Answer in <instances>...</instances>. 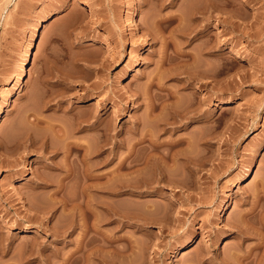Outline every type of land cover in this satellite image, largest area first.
I'll return each instance as SVG.
<instances>
[{"label": "rangeland", "instance_id": "rangeland-1", "mask_svg": "<svg viewBox=\"0 0 264 264\" xmlns=\"http://www.w3.org/2000/svg\"><path fill=\"white\" fill-rule=\"evenodd\" d=\"M192 1L0 0V264H264V0H229V23L214 20L212 37L204 31L186 43ZM206 40L226 41L222 57L202 55ZM169 62L194 77L209 70L206 86L181 83ZM160 74L163 90L148 89ZM146 91L164 107L156 99L151 110ZM199 102L203 115L193 118ZM171 110L190 120L170 124ZM152 127L163 144L156 162L185 176L184 190L126 187L128 150ZM105 131L114 137L102 152ZM135 147L140 157L151 149ZM175 149L198 158L196 170L184 154L168 160ZM152 162L140 176L152 180ZM237 222L251 236H238ZM237 254L249 255L241 262Z\"/></svg>", "mask_w": 264, "mask_h": 264}, {"label": "bare ground", "instance_id": "bare-ground-1", "mask_svg": "<svg viewBox=\"0 0 264 264\" xmlns=\"http://www.w3.org/2000/svg\"><path fill=\"white\" fill-rule=\"evenodd\" d=\"M172 1V0H171ZM195 1V2H194ZM194 1H192V2H194V4H193V9H191V10H193V15H194V24H193V29H190V32H188L187 34H186V38L187 39H185L186 40V43H187V40L188 41H192L193 39H194V37H196V34H198V33H202V32H204V31H206L207 32V35L210 37H212V35L211 34H213V31L210 29V26H211V24H212V22H214V20H217L219 23H221V24H226V22H228L229 23V21L227 20V17H222V16H225V15H227V13H229L228 12V5H230L229 4V0H194ZM191 2V3H192ZM174 3V2H173ZM171 4V3H170ZM190 4V3H189ZM191 5V4H190ZM190 5H189V7H190ZM89 9V8H88ZM62 11V9H57V10H55L54 11V14L56 13H59V12H61ZM178 15V14H177ZM192 15V16H193ZM182 16V15H181ZM181 16H174L173 18L174 19H180L179 17H181ZM229 17V16H228ZM191 18V17H190ZM156 19V18H155ZM155 19H153V21L155 20ZM173 19V20H174ZM184 19V18H183ZM156 21V20H155ZM182 21V20H181ZM158 22V21H157ZM186 22V21H185ZM156 23V22H155ZM181 23V22H180ZM184 23V22H183ZM151 24V23H150ZM231 24V23H230ZM155 25V24H154ZM183 26H184V24H182ZM187 25V24H186ZM179 27H181V26H179ZM182 28V27H181ZM191 28V27H190ZM192 30V31H191ZM225 32V31H224ZM224 32H222V33H224ZM182 33H183V31H182ZM183 35V34H182ZM156 36V35H155ZM155 36L153 37V40L155 39ZM181 36V35H180ZM165 38V37H164ZM170 39V38H169ZM172 39V38H171ZM212 39V38H211ZM209 40H210V38H209ZM207 41L206 40V43L204 42V46H202L201 48V51L200 52H203L202 53V55H211V54H213L214 52L213 51H216V52H219V56L218 57H222L221 55L223 54V52L221 51L220 52V50L222 49V46H223V44L225 45L226 44V41H221V42H215L214 41V43L213 42H211V41ZM217 40V39H216ZM224 40V39H223ZM166 41V40H165ZM165 41H164V43H165ZM172 41V40H171ZM174 41V40H173ZM168 42V40H167V42L165 43V45L166 46H169V45H167V44H172V45H174V47H175V49H177L176 48V46L178 47V45H177V43H174V42ZM225 42V43H224ZM164 43H163V45H164ZM164 45V46H165ZM180 45V44H179ZM180 50V49H179ZM198 50H200V49H197V51ZM182 51V50H181ZM180 51V52H181ZM175 52V54H176V58H179V56L180 55H182V53L180 54V52L178 51V50H176V51H174ZM191 52V51H190ZM161 53H165V52H161ZM186 53V52H185ZM195 54V53H194ZM197 54V53H196ZM195 54V55H196ZM162 55V54H161ZM184 55V54H183ZM188 56H189V54H187ZM198 55V54H197ZM186 56V55H185ZM217 56V55H216ZM161 57H163L164 59H165V61H164V63H166V62H168V61H170L171 62V60H172V58H171V56H170V58H168V56L166 57V55H165V57H164V55H162ZM189 57H191V58H193V57H197V56H194L193 55V53H192V55H190ZM200 58V57H199ZM204 58V57H203ZM174 59V58H173ZM208 59V58H207ZM175 60V59H174ZM196 60H198V59H196ZM170 62L168 63V65H169V67H168V73H172V74H174V76L176 75V76H178L177 77V79H178V81H180L181 83L182 82H184V83H186V84H192V82H193V80L195 81V80H197L198 82H200L201 84H202V82H201V80H202V77H205V76H207V75H209V70H206V71H203L202 73H199L200 75H198V76H193V74H191L190 72H188V71H183L184 72V74L186 75V76H184V78H182V77H179L180 76V73H183L182 71H181V69H183V65H180V63H176L175 65L174 64H170ZM196 62V61H195ZM203 62V61H202ZM224 62V61H223ZM204 63H205V61H204ZM203 63V64H204ZM207 63V62H206ZM194 64V63H193ZM202 64V63H201ZM167 65V64H166ZM199 65V64H198ZM206 65V64H205ZM181 66H182V68H181ZM193 66V65H192ZM187 67V66H186ZM201 68V67H200ZM166 69V68H165ZM164 69V70H165ZM186 69V68H185ZM187 70V69H186ZM201 70V69H200ZM195 71V70H194ZM213 71V70H212ZM164 73V72H163ZM166 73H167V71H166ZM225 73V69L224 68H220L219 67V69H217V71H216V75L217 76H222L223 74ZM160 75H162V74H160ZM211 75V74H210ZM163 76V75H162ZM160 76V78H151V80H150V84L148 85V89H150V88H152V86L153 87H157V89H160V90H163V87H164V84L162 83L163 82V78L165 77V76ZM225 77V76H224ZM207 78H208V76H207ZM212 78V77H211ZM176 79V78H175ZM223 80V79H222ZM17 85H18V87H20L23 83H24V79L22 78V76L21 77H19V79L17 80ZM204 82V81H203ZM220 82H221V80H220ZM211 83V82H210ZM223 84H224V82H222ZM226 83V82H225ZM229 84H230V82H229ZM202 85H204V86H206V83H203ZM163 86V87H162ZM184 86H185V84H184ZM226 86V85H225ZM228 88V87H227ZM147 89V90H148ZM144 90H146L145 88H144ZM144 90H142V91H144ZM159 90V91H160ZM171 90V89H170ZM225 90H226V88H225ZM148 91H146V93H147ZM167 92V91H166ZM170 92V91H169ZM143 93V92H142ZM148 94H150V92H148ZM159 94V93H158ZM140 95V94H139ZM144 95V94H143ZM172 93H169V96L170 97H168V98H171L172 97ZM178 95V94H177ZM146 96V95H145ZM166 96H167V94H166ZM175 96V95H174ZM148 97H149V101H150V106H151V110L152 109H154L155 110V105L157 106V104L159 105L160 103L161 104H163V105H161V106H163L164 107V103L163 102H166V100L165 101H160V100H163V99H159L158 97H160L159 95H158V97H157V95L155 94V95H148ZM179 97V96H178ZM177 97V98H178ZM160 98H162V97H160ZM173 98V97H172ZM156 99H159V101H160V103H157V101H156ZM175 99V98H174ZM143 100H145V98L143 97ZM158 101V102H159ZM170 101V100H169ZM206 102V101H205ZM155 103H157V104H155ZM176 104V103H175ZM165 105H166V103H165ZM197 105V104H196ZM201 103L199 102V104H198V106L197 107H195L194 108V110L192 111L191 109L189 110V112H188V114H190V116H194V117H196V118H199V116H201V115H203V107H201ZM149 106V105H148ZM160 106V105H159ZM174 106V105H173ZM178 106V105H177ZM161 108V107H160ZM172 108V107H171ZM175 107H173L172 109H174ZM189 108V107H188ZM192 108V107H191ZM157 109V108H156ZM180 109V108H179ZM171 111H173L172 113L173 114H170L172 117L171 118H173L172 119V122L170 123V124H172V125H174V124H176V123H182V121H184L186 118L188 119L190 116L187 114V112H186V114L184 113V114H182V113H179V112H177V111H179L178 109H177V111L175 110H171ZM183 111V110H182ZM187 111H188V109H187ZM205 111V110H204ZM169 113V112H168ZM193 114V115H192ZM168 116V115H167ZM191 117V118H192ZM193 117V118H194ZM208 117V116H207ZM94 118L97 120L98 118H97V116H94ZM192 118V119H193ZM201 118V117H200ZM202 118H203V116H202ZM158 119V118H157ZM157 119H155V120H157ZM186 119V120H187ZM205 121L207 120L206 119V116H205ZM96 120H94V122H96ZM169 120V119H168ZM181 120V121H180ZM188 120H190V119H188ZM167 121V120H166ZM194 121H197V119L196 120H194ZM201 121V120H200ZM168 122V121H167ZM187 122V121H186ZM35 125H36V123H35ZM145 126H147V125H145ZM165 126V125H164ZM178 128V126H174L173 128ZM180 127V126H179ZM60 128V127H59ZM58 128V129H59ZM136 128H137V126H136ZM153 128V127H152ZM155 128H153V129H147V135H148V138H146L147 136H146V133H145V135H144V132L143 133H141V135L143 134L144 136H141L140 138H138V140L137 139H134V141H133V144L130 146L131 148L128 150V151H130L129 152V157L131 158V160H129L130 162V165L128 166L129 167V169L131 170V171H129L131 174H134V175H132V180L131 181H129V183H128V181H127V185H126V187H128L129 188V191H131L132 193H136V194H143V192H145V191H143V188L145 189V188H147V190L148 189H154V192L156 191H159L160 189H162V186H160V183L161 182H164V183H166L167 185H172L173 184V186L175 185V187L177 186V187H179L180 188V190H184V187H186V182L185 183H183L184 182V180H185V176H184V178H183V176H182V178L181 177H179V179L181 180H179L176 176H174V175H176V173L173 175V174H171V172H170V174H171V176L169 175H167V172H169V171H171L172 169H174V168H172V169H170L171 168V165H164L163 163H165V160H164V162H156V159L158 160V158L159 157H157L156 155L159 153V149H160V147L163 145L161 142L162 141H159V139H158V136L156 137V135H157V132H158V130H154ZM96 130V129H95ZM107 130V129H106ZM110 130V129H109ZM149 130V131H148ZM160 130V129H159ZM161 130L162 131H167L168 130V128L165 126V127H162L161 128ZM60 131H61V129H60ZM108 131V130H107ZM157 131V132H156ZM58 131H56V133H57ZM65 133V132H64ZM105 141H104V143L102 144V143H100V146L98 145V147H99V151H102V152H105L107 149H105V147L106 146H108V144L110 143L111 144V142H112V137H114L110 132L109 133H107L106 131H105ZM65 137H66V135H64ZM207 136V135H206ZM206 136H205V140H207L206 139ZM63 137V136H62ZM189 138L190 137H188V138H186V140H187V142L189 141ZM204 138V137H203ZM202 138V139H203ZM208 138V137H207ZM64 139V138H63ZM209 140V139H208ZM68 141H71V139H69ZM114 141V140H113ZM148 142V144L150 145V151H149V153H148V155H146V156H144V155H142V156H144V157H140V156H137V155H139L138 153L136 154V148L137 147H135L136 145L138 146V144H140L141 145V143L143 144L144 142ZM181 141V140H180ZM180 141H178L177 143L176 142H174L173 144L175 145V146H177V145H179L180 144ZM192 141V140H191ZM191 141H189L188 143H187V145L188 144H190V142ZM76 142V141H75ZM72 143V142H68V147H69V149L73 146V147H77V149H80L81 151H83L84 152V154H83V156L84 157H87L88 158V156L93 152V150H92V152H90L91 150H89V148L87 147H85L82 143L80 144V143ZM79 142V141H78ZM209 142V141H208ZM132 143V142H131ZM165 143V142H164ZM176 143V144H175ZM183 143V142H182ZM184 143H185V140H184ZM193 143V142H192ZM205 143V142H204ZM207 143V142H206ZM173 144H169V146L170 145H173ZM173 145V146H174ZM174 146V148H176ZM170 147H172V146H170ZM107 148V147H106ZM208 148V147H207ZM186 149H188V148H186ZM186 149H183V150H185V152H183V154H182V152L181 153H179V151H176V149L174 150L175 152L174 153H172L171 154V158H169L168 160H170L171 159V161H173L174 160V162L173 163H175L176 162V160H177V155L178 154H182L183 155V160H184V163H185V165H186V167L188 168V169H190V170H196V168H194V166L196 167V166H199V163L198 162H200V161H198L197 159L198 158H196V157H194V156H190V153H189V155L186 153L187 151L188 152H190L189 150H187L186 151ZM79 150V151H80ZM97 150V149H96ZM97 150V151H98ZM110 151V150H109ZM96 154V153H95ZM110 154V153H109ZM160 154V153H159ZM170 154V153H169ZM187 154V155H186ZM192 154V153H191ZM91 155H93V154H91ZM90 155V156H91ZM160 156V155H159ZM181 156V155H180ZM127 157V156H126ZM164 157V156H163ZM162 157V158H163ZM128 158V157H127ZM161 158V157H160ZM159 158V159H160ZM167 158V157H166ZM204 158V157H203ZM84 159V158H83ZM104 159H106V158H104ZM154 159V160H153ZM205 159H206V157H205ZM126 160V159H125ZM200 160V159H199ZM204 160V159H203ZM203 160H201V161H203ZM12 161V160H11ZM151 161H153L152 162V164H154L153 166H155V175H154V177L153 178H151L152 180H149L150 178H147L146 176H140V174L142 175V173L145 171H142L144 168L146 169V166H148V164L151 162ZM160 161V160H159ZM9 162V161H8ZM92 162V161H91ZM90 162V163H91ZM97 162V161H96ZM126 162V161H125ZM13 163V162H12ZM11 162H10V164H12ZM16 163V162H15ZM87 163V161L85 160V165H86V167H84L83 166V168H86L83 172V174L85 175V177H86V180L87 179H89L90 180V171H89V169L87 168V167H90V166H88V164H86ZM123 163V162H122ZM160 163V164H159ZM8 164V163H7ZM9 164V165H10ZM201 164H202V162H201ZM8 165V166H9ZM122 165V164H121ZM174 165V164H173ZM123 166V165H122ZM169 168H168V167ZM202 166V165H201ZM92 167V166H91ZM68 168V167H67ZM122 168V167H121ZM120 168V169H121ZM65 169V168H64ZM69 169V168H68ZM90 169H92V168H90ZM168 169H170L169 171H168ZM192 170V171H193ZM177 171V170H176ZM142 172V173H141ZM173 172H175V171H173ZM145 173V172H144ZM120 175H121V173H120ZM119 175V176H120ZM127 175V174H126ZM144 175H146V174H144ZM167 175V176H166ZM122 176V175H121ZM131 177V176H130ZM134 177V178H133ZM175 177V178H174ZM120 178H122V177H120ZM127 178V177H126ZM178 180H177V179ZM91 179H92V176H91ZM129 180H130V178H128ZM186 180H187V177H186ZM84 181V180H83ZM183 181V182H182ZM124 183H125V181H123ZM85 183V182H84ZM187 183H188V180H187ZM106 184V183H105ZM109 184H111V183H109ZM113 184V183H112ZM118 184V183H117ZM94 185V184H93ZM92 185V186H93ZM99 185H101V184H99ZM119 185V184H118ZM121 185V184H120ZM123 185H125V184H123ZM162 185V184H161ZM91 186V185H90ZM91 186V187H92ZM95 186H97V185H95ZM102 186V185H101ZM105 187H107V185H104ZM189 186V185H188ZM188 186H187V188H188ZM104 187V188H105ZM125 187V188H126ZM59 188V187H58ZM100 188H102V187H98L97 186V189L99 190ZM109 188V187H108ZM104 190V189H103ZM106 190V189H105ZM109 191V190H108ZM110 191H111V189H110ZM113 191V190H112ZM264 191V190H263ZM114 193V192H113ZM89 194V193H88ZM87 194V195H88ZM264 194V193H263ZM257 195V194H256ZM261 196H263L262 194H261ZM87 197V196H86ZM190 197H192V196H190ZM258 197H260L259 195H258ZM257 198V197H256ZM257 204V203H256ZM67 205V204H66ZM71 207V206H70ZM75 207V206H74ZM88 207V206H87ZM93 207V206H92ZM254 207V206H253ZM256 207V206H255ZM85 208H86V206H85ZM264 209V208H263ZM255 209H253V211H254ZM260 210V209H259ZM73 211V210H72ZM252 210H250V211H248V213L245 215V216H249V215H251L252 214V212H253ZM264 211V210H263ZM260 213H262V211H260ZM258 214V216L259 215H261V214ZM242 215V214H241ZM111 216H112V214H111ZM257 216V215H256ZM251 217V216H250ZM262 217H264V213L262 214ZM262 217H260V219L262 218ZM107 218V217H106ZM255 218V217H254ZM248 219V218H247ZM247 219H246V221H247ZM251 219V218H250ZM95 220H97V219H95ZM264 219L262 218V221H263ZM237 221V220H236ZM245 221V220H244ZM248 221H250L249 219H248ZM252 221V220H251ZM253 221H254V219H253ZM252 221V222H253ZM264 222V221H263ZM97 223V222H96ZM238 224H236V225H234V230L236 229L237 230V235L238 236H241V237H246V236H248V235H250V232L248 231V228H247V226H246V228H245V226H244V223H242V224H240L239 222H237ZM249 223V222H248ZM261 225H262V223L261 222H259ZM230 224H233V223H230ZM254 224V223H253ZM264 224V223H263ZM162 225V224H161ZM259 225V224H258ZM88 226V225H87ZM91 226H93V229H94V227H96L95 226V224L93 223V225H91ZM84 227V226H83ZM249 227V226H248ZM251 227V226H250ZM264 227V225L263 226H261L260 227V229H262ZM255 228V227H254ZM253 228V230L254 231H256L257 232V230H255ZM256 228H258V227H256ZM85 229V228H84ZM87 229V228H86ZM253 230H250V231H253ZM25 231H27V229H25ZM24 231V232H25ZM258 231H262V230H258ZM254 233V232H253ZM257 234V233H256ZM258 234H260V233H258ZM251 236V235H250ZM259 236V235H258ZM261 236H263V235H261ZM108 238V237H107ZM108 239H111V238H108ZM107 239V240H108ZM262 240V239H261ZM109 241V240H108ZM111 241V240H110ZM262 242L264 243V237H263V240H262ZM261 242V243H262ZM192 243V240L191 239H188V241H186V243L184 244V247H186V246H188V245H190ZM81 246H83L82 245V243L81 244H79L78 245V249L80 248V250H81ZM261 246V245H260ZM259 246V247H260ZM93 247V246H92ZM258 247V246H257ZM254 248V247H253ZM259 249V248H258ZM95 250V249H94ZM264 251V250H263ZM262 251V252H263ZM76 252V251H75ZM235 252H237V251H234L233 253H235ZM251 252V251H250ZM245 253V252H244ZM249 253V252H248ZM261 253V252H260ZM229 254V253H228ZM235 255V254H234ZM249 254H247V255H244V257H243V255L241 256V255H239V254H237V257L235 256V258H237V260L239 261L240 259V261L242 262V260H244V259H246V257L248 256ZM227 256V255H226ZM229 257V256H228ZM230 257H232V256H230ZM264 257V256H263ZM263 257H261V259L263 258ZM225 258V257H224ZM257 258V257H256ZM231 260H232V258H230ZM233 259H234V257H233ZM252 259V258H251ZM248 260V259H247ZM254 260V259H253ZM252 260V261H253ZM257 260V259H256ZM255 260V261H256ZM69 261V260H68ZM71 261V260H70ZM228 261H230V260H228ZM232 261H236V260H232ZM251 261V262H252ZM254 261V262H255ZM225 262H227V260L225 259H223L222 258V264H225ZM250 262V261H249ZM250 262V263H251ZM256 262H258V261H256ZM255 262V263H256ZM229 263V262H228ZM231 263V262H230ZM238 263V262H237Z\"/></svg>", "mask_w": 264, "mask_h": 264}]
</instances>
